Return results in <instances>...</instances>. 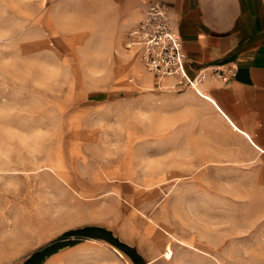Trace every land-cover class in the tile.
<instances>
[{
  "label": "rangeland",
  "instance_id": "obj_1",
  "mask_svg": "<svg viewBox=\"0 0 264 264\" xmlns=\"http://www.w3.org/2000/svg\"><path fill=\"white\" fill-rule=\"evenodd\" d=\"M146 2L0 0V264L77 238L39 264H264V161L153 89L124 48Z\"/></svg>",
  "mask_w": 264,
  "mask_h": 264
},
{
  "label": "crops",
  "instance_id": "obj_2",
  "mask_svg": "<svg viewBox=\"0 0 264 264\" xmlns=\"http://www.w3.org/2000/svg\"><path fill=\"white\" fill-rule=\"evenodd\" d=\"M161 1L169 7L189 75L210 66L237 68L225 81L207 78L195 93L227 151L264 161V0ZM139 12L136 7L132 16Z\"/></svg>",
  "mask_w": 264,
  "mask_h": 264
},
{
  "label": "built area",
  "instance_id": "obj_3",
  "mask_svg": "<svg viewBox=\"0 0 264 264\" xmlns=\"http://www.w3.org/2000/svg\"><path fill=\"white\" fill-rule=\"evenodd\" d=\"M124 48L133 52L142 67L152 75L153 89L170 92L197 87L207 78L227 80L235 75V66H210L189 75L185 69V52L172 26L168 5L149 0L141 18L127 31ZM138 84V80L129 78Z\"/></svg>",
  "mask_w": 264,
  "mask_h": 264
},
{
  "label": "trees",
  "instance_id": "obj_4",
  "mask_svg": "<svg viewBox=\"0 0 264 264\" xmlns=\"http://www.w3.org/2000/svg\"><path fill=\"white\" fill-rule=\"evenodd\" d=\"M65 235H77V236L102 238V239L107 240L108 242H110L111 244H113L114 246H116L117 248L121 249L122 251L128 254H132L133 252L132 248L121 243L118 239L113 237L109 231H106L99 227H86V228H81V229L70 230L66 232ZM77 241H78V238L75 240H66V241L58 240L57 242L50 244L49 246L43 248L42 250L35 252L24 264H27L36 254L43 252L42 258L36 263V264H39L46 256L56 251L59 247L64 246V245H72L76 243ZM47 250H50V251L47 252ZM137 264H144V263L141 262Z\"/></svg>",
  "mask_w": 264,
  "mask_h": 264
},
{
  "label": "bare ground",
  "instance_id": "obj_5",
  "mask_svg": "<svg viewBox=\"0 0 264 264\" xmlns=\"http://www.w3.org/2000/svg\"><path fill=\"white\" fill-rule=\"evenodd\" d=\"M142 67V66H141ZM144 73H145V75L147 76V78H149V80H151L152 79V75L149 73V72H147V71H144ZM151 76H150V75Z\"/></svg>",
  "mask_w": 264,
  "mask_h": 264
}]
</instances>
